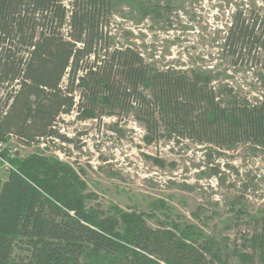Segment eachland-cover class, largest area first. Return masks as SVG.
Segmentation results:
<instances>
[{
  "label": "trees",
  "instance_id": "trees-1",
  "mask_svg": "<svg viewBox=\"0 0 264 264\" xmlns=\"http://www.w3.org/2000/svg\"><path fill=\"white\" fill-rule=\"evenodd\" d=\"M117 5L141 20L171 11V0H0V142L72 143L60 133L61 116L132 111L146 145L203 146L213 176L216 159L236 146L264 155V7L232 12L218 46L226 74L158 69L132 47H114L108 20ZM238 73L252 75L262 94L251 100L226 80ZM3 161L11 169L0 178V264H212L194 224L157 220L154 228L142 213L87 207L95 195L53 155L3 148ZM252 221V252L263 263L264 210Z\"/></svg>",
  "mask_w": 264,
  "mask_h": 264
},
{
  "label": "rangeland",
  "instance_id": "rangeland-1",
  "mask_svg": "<svg viewBox=\"0 0 264 264\" xmlns=\"http://www.w3.org/2000/svg\"><path fill=\"white\" fill-rule=\"evenodd\" d=\"M248 6L264 7V0H171L170 12L144 20L136 9L117 5L108 28L114 47L130 46L158 69L190 72L216 66L232 74L218 46L232 12ZM233 75L226 80L245 86L251 100L262 94L252 88L255 80L249 73ZM58 128L73 142L24 146L10 138L0 142V149L20 157L53 155L69 164L87 192L95 195L87 207L107 211L116 206L142 213L154 228L157 220L194 224L209 243L207 256L212 264H264L250 244L252 220L264 210L261 153L254 155L245 145L224 151L215 161L220 173L213 176L205 164L203 146L189 142L175 146L166 140L146 145L143 125L132 111L124 117L114 113L79 119L74 110L61 116ZM10 169L0 162V178Z\"/></svg>",
  "mask_w": 264,
  "mask_h": 264
}]
</instances>
